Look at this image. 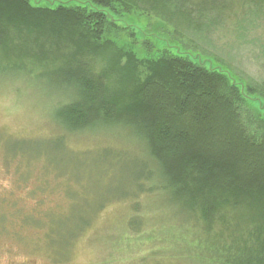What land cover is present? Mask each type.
Masks as SVG:
<instances>
[{
	"label": "rangeland",
	"instance_id": "1",
	"mask_svg": "<svg viewBox=\"0 0 264 264\" xmlns=\"http://www.w3.org/2000/svg\"><path fill=\"white\" fill-rule=\"evenodd\" d=\"M47 1L30 0L41 6ZM124 1L128 9L115 3L110 13L124 30L116 49L78 58L122 101L131 99L122 79L125 59L116 51H133L144 60L157 42L223 65L252 86L264 81V2L192 0L176 11L156 0ZM3 39L8 46L0 51V216L5 228H0V264H54L45 238L51 215L82 229L64 238L70 243L59 249L60 264H217L253 231L257 211L243 202L221 208L208 224L198 210L180 206L162 190L157 176L144 179L152 162L125 127L71 133L54 120V104L67 99L57 90L49 92L43 75L78 66L65 38L8 27ZM137 74L144 80L145 65ZM21 213L45 218L22 229L18 239L12 228Z\"/></svg>",
	"mask_w": 264,
	"mask_h": 264
},
{
	"label": "trees",
	"instance_id": "2",
	"mask_svg": "<svg viewBox=\"0 0 264 264\" xmlns=\"http://www.w3.org/2000/svg\"><path fill=\"white\" fill-rule=\"evenodd\" d=\"M189 1L156 0L176 11L184 10ZM47 3L41 6L30 0H0V51L8 46L3 39L8 27L18 33L47 32L67 40L74 53L71 60L78 66L43 75L49 92L57 90L67 99L54 104V120L71 133L128 129L144 145L152 162L144 179L157 176L162 190L170 191L180 206L198 210L208 224L226 206L243 202L256 209L253 231L216 262L264 264V81L252 86L223 65L157 42L159 47L150 45V55L144 60L133 51H116L120 60L125 59L122 79L128 82L131 101L124 102L95 75L86 60L78 58L104 56L116 49L124 30L110 13L115 3L126 9L129 5L124 0ZM108 31L113 32L110 38L105 35ZM141 64L147 71L144 80L137 74ZM22 142H17L19 147H23ZM19 216L12 228L18 239L22 229L45 218ZM55 216H48L45 238L52 248L53 263L60 264L70 243L64 238L82 229L65 226L66 217ZM2 221L0 216V228L5 230ZM128 225L135 227L132 221Z\"/></svg>",
	"mask_w": 264,
	"mask_h": 264
}]
</instances>
